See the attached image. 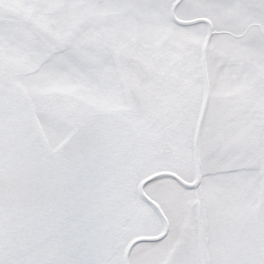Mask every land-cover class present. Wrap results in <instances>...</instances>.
I'll list each match as a JSON object with an SVG mask.
<instances>
[{"label": "snow or ice", "instance_id": "snow-or-ice-1", "mask_svg": "<svg viewBox=\"0 0 264 264\" xmlns=\"http://www.w3.org/2000/svg\"><path fill=\"white\" fill-rule=\"evenodd\" d=\"M0 264H264V0H0Z\"/></svg>", "mask_w": 264, "mask_h": 264}]
</instances>
